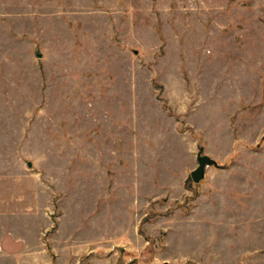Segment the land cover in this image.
Returning <instances> with one entry per match:
<instances>
[{
  "label": "rangeland",
  "instance_id": "rangeland-1",
  "mask_svg": "<svg viewBox=\"0 0 264 264\" xmlns=\"http://www.w3.org/2000/svg\"><path fill=\"white\" fill-rule=\"evenodd\" d=\"M0 264H264V0H0Z\"/></svg>",
  "mask_w": 264,
  "mask_h": 264
},
{
  "label": "water",
  "instance_id": "water-1",
  "mask_svg": "<svg viewBox=\"0 0 264 264\" xmlns=\"http://www.w3.org/2000/svg\"><path fill=\"white\" fill-rule=\"evenodd\" d=\"M197 167L191 171L190 179L193 183L197 184L204 179L206 168L217 167L215 160L207 155L198 154L196 157Z\"/></svg>",
  "mask_w": 264,
  "mask_h": 264
}]
</instances>
